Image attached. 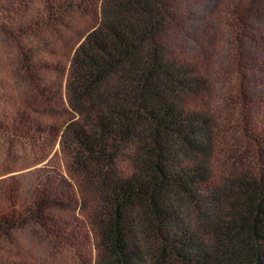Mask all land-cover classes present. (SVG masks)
I'll list each match as a JSON object with an SVG mask.
<instances>
[{"label": "trees", "instance_id": "16d2710c", "mask_svg": "<svg viewBox=\"0 0 264 264\" xmlns=\"http://www.w3.org/2000/svg\"><path fill=\"white\" fill-rule=\"evenodd\" d=\"M198 1L0 0V264H264V0Z\"/></svg>", "mask_w": 264, "mask_h": 264}, {"label": "rangeland", "instance_id": "374dc122", "mask_svg": "<svg viewBox=\"0 0 264 264\" xmlns=\"http://www.w3.org/2000/svg\"><path fill=\"white\" fill-rule=\"evenodd\" d=\"M203 7H210L206 0L198 1L195 6L196 9H204ZM78 26L79 31L82 32L89 25L84 21H80ZM179 51L181 53L184 52L185 57H189L191 48L182 43ZM219 83L215 87L216 94L210 101V112L216 119L215 122L218 128L215 153L211 161V167L216 181H219L220 184L226 180L237 178L248 167L249 163L255 159V156L253 153H247V150H245L242 144L240 138V119L236 115L235 108L229 106L223 99L225 92L222 89L223 80L219 81ZM261 112L263 119L264 108L261 109ZM24 163L25 161H22V164L18 163V167L23 166ZM61 172L63 173L62 169ZM31 238L30 233L21 237V242L24 244L22 245V252L29 254L27 256L35 259L36 264H65L66 261H68L66 264H70L68 258H65L63 255L57 256L61 259L60 261L56 257L54 258V256L47 255L44 246L35 244Z\"/></svg>", "mask_w": 264, "mask_h": 264}]
</instances>
